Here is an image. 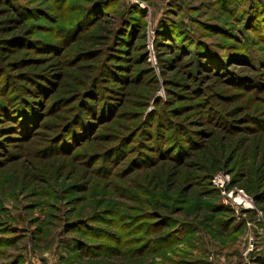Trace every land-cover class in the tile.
I'll return each instance as SVG.
<instances>
[{"label": "rangeland", "instance_id": "374dc122", "mask_svg": "<svg viewBox=\"0 0 264 264\" xmlns=\"http://www.w3.org/2000/svg\"><path fill=\"white\" fill-rule=\"evenodd\" d=\"M95 1L0 0V264L264 263V0Z\"/></svg>", "mask_w": 264, "mask_h": 264}, {"label": "trees", "instance_id": "16d2710c", "mask_svg": "<svg viewBox=\"0 0 264 264\" xmlns=\"http://www.w3.org/2000/svg\"><path fill=\"white\" fill-rule=\"evenodd\" d=\"M113 0H99V1H95L94 2V6L96 5V4H98V3H108V4H110L111 2H112ZM107 8H108V5L106 6ZM106 8V10H108ZM6 10L7 11H9V9H7L6 8ZM91 10V9H90ZM99 13H101L100 15H103V16H105V14L104 13H102L101 12V10H100V12ZM13 20V19H12ZM98 20V19H97ZM94 20H92V22H93ZM82 22H84V19L82 20ZM91 22V23H92ZM91 23H90V25H91ZM0 29H3V27H0ZM104 29L103 28H101L100 30H99V32L98 33H93L92 35H89V37L87 38V39H85L84 37H86V36H83L82 34L83 33H81L80 35H77L76 36V32H71V33H69L68 35H66V36H68L67 38H70V37H73V36H76V38H75V40H72L71 41V43L69 42L68 44H66V46L67 45H69L70 44V46H68L65 50L66 51H69V52H71L72 50H73V48H74V46L75 45H77L78 46V49L80 48V49H82L79 53L81 54V53H86V52H89V54H91V56H93V54L95 53H99V52H97L98 50L97 49H99V48H102L103 46H104V40H106V39H102L103 37H102V35H100V33H102V31H103ZM0 38L2 39V40H6L7 42H9L10 44L12 43V44H17L18 46H19V48L20 47H24V45L25 44H27V41L29 40V37L28 36H25L24 38H21V37H19L18 36V33H14V34H11V35H7V36H0ZM73 39V38H72ZM85 39V40H84ZM69 41V40H68ZM26 42V43H25ZM74 45V46H73ZM65 46V47H66ZM73 46V47H72ZM22 49V48H21ZM76 49V48H75ZM20 51V50H19ZM6 55V54H5ZM7 56V55H6ZM8 57H10V56H8ZM95 62L97 61L98 62V58H96L95 60H94ZM94 65L96 64V63H93ZM93 67V65L91 64V69H93L92 68ZM96 70V69H95ZM86 72V71H85ZM83 73V71L81 72V74ZM64 77V76H63ZM63 77H61V78H63ZM59 85V84H58ZM57 85V86H58ZM15 86V85H14ZM42 87H41V90H42V93L44 92V90H45V87L43 86V85H41ZM54 86V85H53ZM52 86V87H53ZM39 90H40V87L38 86L37 87ZM77 92V91H76ZM41 94V93H40ZM88 95V97H89V95H92V94H90V93H88L87 94ZM84 103H86V101H84ZM20 104H23V103H20ZM19 104V105H20ZM84 105V104H83ZM17 108V107H16ZM13 110H15V109H13ZM22 110H25V109H22ZM16 111H18V108L16 109ZM20 111H21V109H20ZM7 114H9L10 115V113L8 112ZM90 116H91V114H90ZM90 118V117H89ZM212 156L213 157H215V155H214V153H212ZM125 157V156H124ZM120 159H122V158H120ZM173 240H175V239H173ZM131 244V243H130ZM132 245V244H131ZM3 256L2 255H0V259L2 258Z\"/></svg>", "mask_w": 264, "mask_h": 264}, {"label": "water", "instance_id": "95a60500", "mask_svg": "<svg viewBox=\"0 0 264 264\" xmlns=\"http://www.w3.org/2000/svg\"><path fill=\"white\" fill-rule=\"evenodd\" d=\"M245 264H250L249 262H245Z\"/></svg>", "mask_w": 264, "mask_h": 264}, {"label": "crops", "instance_id": "0c3cea01", "mask_svg": "<svg viewBox=\"0 0 264 264\" xmlns=\"http://www.w3.org/2000/svg\"><path fill=\"white\" fill-rule=\"evenodd\" d=\"M263 262H260V264H262ZM264 264V263H263Z\"/></svg>", "mask_w": 264, "mask_h": 264}]
</instances>
